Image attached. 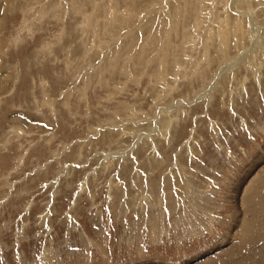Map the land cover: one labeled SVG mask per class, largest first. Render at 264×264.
Returning a JSON list of instances; mask_svg holds the SVG:
<instances>
[{
	"label": "rangeland",
	"instance_id": "374dc122",
	"mask_svg": "<svg viewBox=\"0 0 264 264\" xmlns=\"http://www.w3.org/2000/svg\"><path fill=\"white\" fill-rule=\"evenodd\" d=\"M246 1L0 0V264H264Z\"/></svg>",
	"mask_w": 264,
	"mask_h": 264
},
{
	"label": "bare ground",
	"instance_id": "6f19581e",
	"mask_svg": "<svg viewBox=\"0 0 264 264\" xmlns=\"http://www.w3.org/2000/svg\"><path fill=\"white\" fill-rule=\"evenodd\" d=\"M243 1H245V0H243ZM248 1H249V0H247V1L245 2L246 5L249 3ZM238 2L240 3V1H237V3H238ZM250 2H251V1H250ZM240 5H241V4H240ZM246 5H245V6H246ZM249 5H250V4H249ZM241 7H242V5H241ZM225 15H226V14H225ZM126 16H127V15H126ZM218 17H219V16H218ZM226 17H227V15H226ZM225 19H226V18H225ZM224 21H225V20H224ZM237 21H238V20H237ZM239 21H240V20H239ZM222 22H223V21H222ZM226 22H227V21H226ZM217 23H218V22H217ZM218 24H219V23H218ZM220 24H221V23H220ZM222 24H223V23H222ZM222 24H221V25H222ZM225 24H226V23H225ZM225 24H224V25H225ZM243 24H244V23H243ZM228 26H229V25H228ZM237 26H238V25H237ZM220 27H221V26H220ZM226 27H227V26H224L225 29H226ZM230 27H231V26H230ZM224 28H223V29H224ZM231 28H232V27H231ZM231 28H229V29H231ZM236 29H238V28H236ZM240 29H241V27H240ZM242 30H243V29H242ZM226 31H227V30H226ZM233 31H234V30H233ZM220 32H221V31H220ZM222 32H223V31H222ZM228 32H230V30H229ZM242 32H243V31H242ZM235 33H239V32H237V31L235 30ZM244 33H245V31L242 33V34H243L242 36H245ZM245 34H246V33H245ZM226 36H227V34H226ZM242 36H241V37H242ZM222 37H223V36H222ZM237 38H238V37H237ZM243 38H244V37H243ZM246 38H247V37H246ZM240 41H241V40H240ZM249 41H250V40H249ZM107 71H108V70H107Z\"/></svg>",
	"mask_w": 264,
	"mask_h": 264
}]
</instances>
